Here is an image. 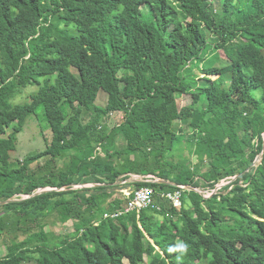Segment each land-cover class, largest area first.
<instances>
[{"label": "trees", "instance_id": "trees-1", "mask_svg": "<svg viewBox=\"0 0 264 264\" xmlns=\"http://www.w3.org/2000/svg\"><path fill=\"white\" fill-rule=\"evenodd\" d=\"M216 1L0 0V264H264V0H219L220 20ZM210 50L228 71L197 73ZM180 96L191 133L154 130ZM33 116L51 140L19 158ZM130 185L154 188L155 205L126 212L113 196ZM180 185L193 190L175 207L163 195ZM62 209L73 231L53 240Z\"/></svg>", "mask_w": 264, "mask_h": 264}, {"label": "rangeland", "instance_id": "rangeland-1", "mask_svg": "<svg viewBox=\"0 0 264 264\" xmlns=\"http://www.w3.org/2000/svg\"><path fill=\"white\" fill-rule=\"evenodd\" d=\"M219 0L216 1L215 5L212 7V16L215 19L220 20V15L222 12V5L218 3ZM211 51V50H210ZM214 65L216 67H219L223 69L224 72L229 70V63L227 62L225 58V51L219 50L217 52H210L208 55V58L204 61V63L200 66L199 69H196L197 73H199L200 69L202 67H205L204 65ZM216 77H213L215 79ZM34 90V88H28L25 93L22 96H19L16 99V103H26L29 102V94ZM107 101V96L100 92L97 104L98 105H105ZM190 103V98L187 96H180L177 101L173 102L172 104L163 107L162 109H159L157 111H154L150 116L151 121V127L154 130H160L165 127L171 128L176 133H185L186 135L191 133V124L189 126V122L187 121H181L179 119V112L182 109L183 106ZM91 118V114L83 110L82 113V121L84 123H87ZM123 119L122 113H115L112 115L111 121L108 123L109 128H114L119 123H121ZM51 130L47 128L46 124L43 121H40L37 117L33 116L28 119L24 131L19 135V144H18V152L16 154L17 157L23 158L26 154L36 151H42L46 148V142L45 140L50 141L51 140ZM238 143V142H237ZM239 144V143H238ZM117 146L119 148H122L125 146V142L122 140V137L118 138L117 140ZM240 146V145H239ZM192 149L190 147L185 148L183 152H181L183 155L190 154V151ZM193 163L196 164L198 162V157L193 156L192 157ZM58 170V169H57ZM135 179L143 180V176L134 175L132 176ZM131 182V181H130ZM126 183V182H125ZM124 184V183H123ZM229 182L226 181L222 186L219 187L220 189L224 186L228 185ZM84 187H94V185H86ZM83 186H75V189H81L84 188ZM51 189V188H48ZM219 189V190H220ZM132 190H135V187L130 185L124 189H116V193L114 194V198H123L125 195H129ZM204 195L207 197L211 196V192L206 190L203 192ZM22 199L28 198V196H17ZM113 198V199H114ZM113 199L109 200L112 201ZM188 210V209H187ZM190 211V209H189ZM57 216V217H56ZM56 216L51 221H47L46 223V233H49V238L56 240L61 239L63 236L70 234L73 231V225L71 221L68 220L67 214L64 209L57 212ZM57 218V221H56ZM46 235V236H47ZM7 252L6 246L3 243V240L0 238V255L3 256ZM25 257L29 258H41V254H34V253H25L23 254ZM198 264H207L206 261H202Z\"/></svg>", "mask_w": 264, "mask_h": 264}, {"label": "built area", "instance_id": "built-area-1", "mask_svg": "<svg viewBox=\"0 0 264 264\" xmlns=\"http://www.w3.org/2000/svg\"><path fill=\"white\" fill-rule=\"evenodd\" d=\"M144 179L145 181L148 182L157 181V178L152 175L146 176L143 178V180ZM186 189H187L186 186L180 185L176 190L164 193L163 197L166 198L168 201H170L173 206L181 207L184 191ZM126 196L129 197L128 206L125 209L126 212L128 211L140 212V210L143 208H148L155 205L154 203L155 190L152 187H142L139 189L132 190L130 194ZM119 215H121V213L105 214V218L114 219Z\"/></svg>", "mask_w": 264, "mask_h": 264}, {"label": "water", "instance_id": "water-1", "mask_svg": "<svg viewBox=\"0 0 264 264\" xmlns=\"http://www.w3.org/2000/svg\"><path fill=\"white\" fill-rule=\"evenodd\" d=\"M264 152V151H263ZM262 157H263V153L256 159V161H255V163L256 162H259L261 159H262ZM141 177V176H140ZM145 176H143V178H144ZM237 177H234V179H236ZM128 181H131V182H140V181H143V180H140V179H135V178H133V177H131ZM126 181H122L120 184H123V183H125ZM157 183H163L164 181L163 180H160V179H158L157 178V181H156ZM223 184V183H222ZM80 186V185H79ZM81 186H86V185H81ZM94 186H97V185H94ZM222 185L220 184V185H218L217 186V188L215 189V191H217V190H219L220 188L219 187H221ZM187 187V189H189V190H193L192 188H190V187H188V186H186ZM48 190H50V189H43V190H39L38 192H36L33 196H35V195H39V194H42V193H44V192H46V191H48ZM197 192H199V193H201L202 195H204L203 194V192L201 191V190H199V189H195ZM204 197H206V198H208L206 195H204ZM9 202H11V201H7V202H0V205H4V204H6V203H9Z\"/></svg>", "mask_w": 264, "mask_h": 264}]
</instances>
